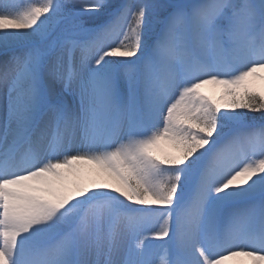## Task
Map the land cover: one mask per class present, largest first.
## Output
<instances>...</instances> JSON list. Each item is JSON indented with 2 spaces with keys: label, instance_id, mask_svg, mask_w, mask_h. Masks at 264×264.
Instances as JSON below:
<instances>
[{
  "label": "snow or ice",
  "instance_id": "obj_1",
  "mask_svg": "<svg viewBox=\"0 0 264 264\" xmlns=\"http://www.w3.org/2000/svg\"><path fill=\"white\" fill-rule=\"evenodd\" d=\"M232 261L264 264V0H0V264Z\"/></svg>",
  "mask_w": 264,
  "mask_h": 264
},
{
  "label": "rangeland",
  "instance_id": "obj_2",
  "mask_svg": "<svg viewBox=\"0 0 264 264\" xmlns=\"http://www.w3.org/2000/svg\"><path fill=\"white\" fill-rule=\"evenodd\" d=\"M211 88L218 93V91L213 86H211ZM160 148H161V154L162 155H168V154L175 155L176 154L174 152L171 144L167 141H162Z\"/></svg>",
  "mask_w": 264,
  "mask_h": 264
},
{
  "label": "bare ground",
  "instance_id": "obj_3",
  "mask_svg": "<svg viewBox=\"0 0 264 264\" xmlns=\"http://www.w3.org/2000/svg\"><path fill=\"white\" fill-rule=\"evenodd\" d=\"M206 91H207L210 95H218V93H217L215 90H213V89L211 88V86H209V87L206 89ZM230 264H237V262H236V261H232V262H230Z\"/></svg>",
  "mask_w": 264,
  "mask_h": 264
}]
</instances>
